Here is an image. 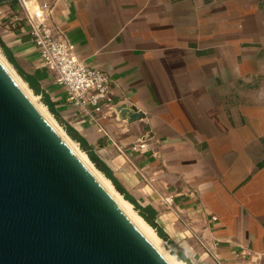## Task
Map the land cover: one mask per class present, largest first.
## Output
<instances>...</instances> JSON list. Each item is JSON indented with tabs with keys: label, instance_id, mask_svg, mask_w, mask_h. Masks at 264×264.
<instances>
[{
	"label": "crops",
	"instance_id": "obj_1",
	"mask_svg": "<svg viewBox=\"0 0 264 264\" xmlns=\"http://www.w3.org/2000/svg\"><path fill=\"white\" fill-rule=\"evenodd\" d=\"M37 1L52 5L78 58L109 76L108 102L80 114L24 21L11 25L16 2L0 5L5 49L124 190L156 211L175 254L264 264V0ZM120 105L143 118L119 119ZM139 138L145 151H130Z\"/></svg>",
	"mask_w": 264,
	"mask_h": 264
},
{
	"label": "water",
	"instance_id": "obj_2",
	"mask_svg": "<svg viewBox=\"0 0 264 264\" xmlns=\"http://www.w3.org/2000/svg\"><path fill=\"white\" fill-rule=\"evenodd\" d=\"M0 264H166L1 65Z\"/></svg>",
	"mask_w": 264,
	"mask_h": 264
},
{
	"label": "built area",
	"instance_id": "obj_3",
	"mask_svg": "<svg viewBox=\"0 0 264 264\" xmlns=\"http://www.w3.org/2000/svg\"><path fill=\"white\" fill-rule=\"evenodd\" d=\"M16 3L19 13L10 23L14 26L24 21L40 64L53 83L65 91L82 116L90 115V109L100 112L111 94L109 76L78 58L74 43L54 22L52 5L37 0H16ZM146 147L147 139L139 138L129 150L142 152Z\"/></svg>",
	"mask_w": 264,
	"mask_h": 264
},
{
	"label": "bare ground",
	"instance_id": "obj_4",
	"mask_svg": "<svg viewBox=\"0 0 264 264\" xmlns=\"http://www.w3.org/2000/svg\"><path fill=\"white\" fill-rule=\"evenodd\" d=\"M0 65L9 75L10 79L14 82L16 87L26 97V99L33 105L36 111L43 117V119L49 124L54 132L61 138L68 149L79 160L82 166L88 171L98 185L105 191L109 198L119 208L128 221L134 226V228L142 235V237L152 246V248L164 259L166 264H186L183 261L178 260L175 256L166 254L161 247V239L157 236L154 230L132 210V205L119 196L113 189L110 181L105 178L88 160L87 156L78 150L76 145L60 130L56 123L47 117L48 112L44 105L37 104L35 102L36 96L26 87V84L17 76H13L10 70L0 60ZM49 116V115H48Z\"/></svg>",
	"mask_w": 264,
	"mask_h": 264
},
{
	"label": "trees",
	"instance_id": "obj_5",
	"mask_svg": "<svg viewBox=\"0 0 264 264\" xmlns=\"http://www.w3.org/2000/svg\"><path fill=\"white\" fill-rule=\"evenodd\" d=\"M0 47L3 49L6 58L8 62L13 65V67L16 69L19 76L22 78V80L28 85L29 89L33 91L35 95H40V90L38 88V85L35 83V81L30 77L29 75L25 74L16 64L14 59L11 57V55L8 53V51L5 49L1 39H0ZM42 102L44 105L47 106L48 110L54 115V117L58 120L59 123H61L64 126V129L67 133V135L73 140L76 141L80 148L86 153L88 156L87 158L89 161L94 165V167L100 171L105 178H107L113 185V187L123 196L124 200L128 201L138 212V215L156 232L157 236L161 238L163 241L168 242L167 236L162 232V230L156 225L155 223V217H156V211L151 208L150 206L142 207L139 205L133 197H131L124 188L117 182V180L112 175L110 169L98 158V156L94 153L92 148L88 146V144L85 142V140L70 126L65 124L55 113L54 109L52 108V105L49 103L47 99L42 97ZM172 255H176L177 259L180 261L185 262L186 264H190L189 261L184 258L182 255L173 253Z\"/></svg>",
	"mask_w": 264,
	"mask_h": 264
},
{
	"label": "rangeland",
	"instance_id": "obj_6",
	"mask_svg": "<svg viewBox=\"0 0 264 264\" xmlns=\"http://www.w3.org/2000/svg\"><path fill=\"white\" fill-rule=\"evenodd\" d=\"M0 60L2 63H4V65L10 70V72L13 74V76H15V78H17V76L19 78H21L19 76V74L17 73L16 69L13 67V65H11L7 58H6V55L3 51V49L0 47ZM10 64V65H9ZM22 79V78H21ZM26 84V83H25ZM27 87V85H26ZM28 88V87H27ZM29 89V88H28ZM30 91H32L31 89H29ZM34 96H36V99H35V102H37V104H42L44 105V103L42 102V97L40 95H35L33 93V91L31 92ZM47 109V112H48V115L47 117H49L50 120L54 121L56 123V125L60 128V130L64 133V135H66L75 145L76 147L78 148V150L80 152H83L85 155L86 153L80 148L79 144L76 142V141H73L66 133L65 129H64V126L58 122V120L54 117V115L48 110L47 106L44 105ZM64 122V121H63ZM65 124H67L66 122H64ZM68 125V124H67ZM69 126V125H68ZM87 156V155H86ZM88 157V156H87ZM89 160V159H88ZM92 164V163H91ZM93 165V164H92ZM94 166V165H93ZM100 172V171H99ZM101 173V172H100ZM102 174V173H101ZM103 175V174H102ZM104 176V175H103ZM110 184L112 185V183L110 182ZM113 187V185H112ZM114 191L123 198V196L113 187ZM124 199V198H123ZM132 210L138 214V212L136 210H134L133 206H132ZM154 230V229H153ZM155 232V231H154ZM156 233V232H155ZM161 239V238H160ZM162 240V239H161ZM161 247L162 249L166 252V254H169V255H172L173 253H176L177 252V249L174 247V245L170 244V243H167L165 241H161ZM172 256H175V255H172ZM161 257V256H160ZM176 257V256H175ZM162 258V257H161ZM163 259V258H162ZM164 260V259H163Z\"/></svg>",
	"mask_w": 264,
	"mask_h": 264
}]
</instances>
